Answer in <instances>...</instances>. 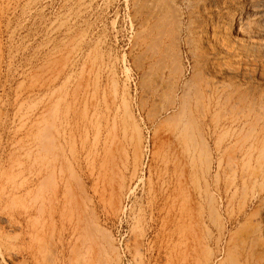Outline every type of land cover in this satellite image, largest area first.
<instances>
[{"label": "rangeland", "instance_id": "1", "mask_svg": "<svg viewBox=\"0 0 264 264\" xmlns=\"http://www.w3.org/2000/svg\"><path fill=\"white\" fill-rule=\"evenodd\" d=\"M248 7L0 0V264H264Z\"/></svg>", "mask_w": 264, "mask_h": 264}, {"label": "bare ground", "instance_id": "2", "mask_svg": "<svg viewBox=\"0 0 264 264\" xmlns=\"http://www.w3.org/2000/svg\"><path fill=\"white\" fill-rule=\"evenodd\" d=\"M244 3L249 6L248 8L251 7V9L247 10V14H249V16H245V22H238L239 23V26H238V33H243L242 31L244 30V28H246V24L249 25V19H252L251 21H262L264 19V10L262 11V9H264V1L263 0H260V1H257V2H253L252 0L250 1H246L244 0ZM262 11V12H260ZM264 21V20H263ZM251 26V25H250ZM176 35V34H174ZM173 35V37H174ZM163 36V35H162ZM162 36H161V39H162ZM175 38V37H174ZM177 39V38H176ZM176 46V44H175ZM177 47V46H176ZM167 49V48H166ZM165 50V49H164ZM164 55V54H163ZM163 55H159V56H163ZM164 57V56H163ZM166 57V56H165ZM160 59V58H159ZM208 59V58H207ZM194 61V60H193ZM200 68V67H199ZM200 71V70H199ZM173 74V73H172ZM175 81V80H173ZM181 81V80H180ZM177 82V81H176ZM216 92V91H215ZM200 95V94H198ZM202 96V95H201ZM182 107V106H181ZM181 180V179H180ZM181 185V184H179ZM179 188V187H178ZM243 257V255H242ZM244 264H246V261H244Z\"/></svg>", "mask_w": 264, "mask_h": 264}]
</instances>
